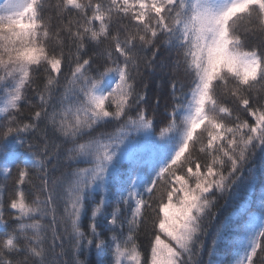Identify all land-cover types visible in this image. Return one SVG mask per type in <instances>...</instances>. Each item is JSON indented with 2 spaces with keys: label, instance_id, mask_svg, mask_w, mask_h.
Returning <instances> with one entry per match:
<instances>
[{
  "label": "snow or ice",
  "instance_id": "1",
  "mask_svg": "<svg viewBox=\"0 0 264 264\" xmlns=\"http://www.w3.org/2000/svg\"><path fill=\"white\" fill-rule=\"evenodd\" d=\"M0 264H264V0H0Z\"/></svg>",
  "mask_w": 264,
  "mask_h": 264
},
{
  "label": "trees",
  "instance_id": "2",
  "mask_svg": "<svg viewBox=\"0 0 264 264\" xmlns=\"http://www.w3.org/2000/svg\"><path fill=\"white\" fill-rule=\"evenodd\" d=\"M257 163L259 164V158L257 160ZM259 190L257 189L256 193L253 196V199H256V197L258 196Z\"/></svg>",
  "mask_w": 264,
  "mask_h": 264
}]
</instances>
